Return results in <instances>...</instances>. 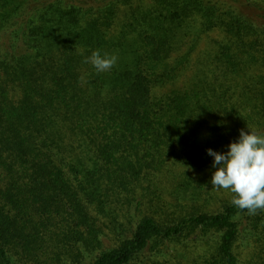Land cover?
Segmentation results:
<instances>
[{"label":"trees","instance_id":"16d2710c","mask_svg":"<svg viewBox=\"0 0 264 264\" xmlns=\"http://www.w3.org/2000/svg\"><path fill=\"white\" fill-rule=\"evenodd\" d=\"M248 127L264 0H0V264H264L210 183Z\"/></svg>","mask_w":264,"mask_h":264},{"label":"clouds","instance_id":"9594fccd","mask_svg":"<svg viewBox=\"0 0 264 264\" xmlns=\"http://www.w3.org/2000/svg\"><path fill=\"white\" fill-rule=\"evenodd\" d=\"M117 57L95 50L84 62L98 73L109 71ZM249 128V127H248ZM243 129L236 141L227 145L224 153L209 148L213 158L211 185L215 190H227L233 194L231 204L251 215L264 210V134Z\"/></svg>","mask_w":264,"mask_h":264},{"label":"rangeland","instance_id":"374dc122","mask_svg":"<svg viewBox=\"0 0 264 264\" xmlns=\"http://www.w3.org/2000/svg\"><path fill=\"white\" fill-rule=\"evenodd\" d=\"M213 37H215L216 38V36H213ZM209 44L211 45V38H207L205 41H204V43L201 45V49L203 48V50H207V49H209L211 46H209ZM197 55H200L199 54V52L198 53H196V56ZM197 59H199V58H196L195 60H197Z\"/></svg>","mask_w":264,"mask_h":264}]
</instances>
